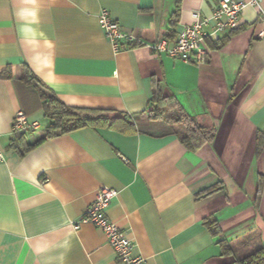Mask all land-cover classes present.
<instances>
[{"label":"crops","instance_id":"0c3cea01","mask_svg":"<svg viewBox=\"0 0 264 264\" xmlns=\"http://www.w3.org/2000/svg\"><path fill=\"white\" fill-rule=\"evenodd\" d=\"M221 0H0V264H120L95 223L79 221L103 185L117 190L108 216L134 240L145 264H224L264 247V0L247 2L237 28L206 38L207 62H184L147 44L174 41L194 13ZM107 8L135 35L115 51L100 26ZM27 64L31 83L19 79ZM159 87L169 112L182 110L216 134L197 149L181 123H146ZM38 88L69 105L117 109L138 129L86 126L25 151L10 145L15 114L40 126ZM215 190L206 193L208 188ZM219 219L213 235L204 219Z\"/></svg>","mask_w":264,"mask_h":264},{"label":"built area","instance_id":"2783aa9c","mask_svg":"<svg viewBox=\"0 0 264 264\" xmlns=\"http://www.w3.org/2000/svg\"><path fill=\"white\" fill-rule=\"evenodd\" d=\"M256 2L258 0H251ZM245 0H221L214 9L212 15L204 16L194 13L192 22L181 24L177 38L171 41L161 38L154 43L147 44L157 53H167L184 62L204 64L207 62L210 48L206 38L218 37L220 32L226 29L237 28L240 15L246 6ZM99 23L107 37L113 44L115 51L127 48L129 42L135 39V35L125 31L121 24L113 18L107 8H102L99 15ZM264 35V30L261 32ZM40 126L38 120H29L27 114L20 110L15 114L13 121L14 132H25ZM0 153V158H2ZM117 196V190L103 185L97 189L94 201L87 206L83 217L74 223L78 228L80 222H93L99 226L107 236L108 242L114 247L120 264H145V256L132 254L134 240L125 233L119 224L111 219L107 210L112 199Z\"/></svg>","mask_w":264,"mask_h":264},{"label":"trees","instance_id":"16d2710c","mask_svg":"<svg viewBox=\"0 0 264 264\" xmlns=\"http://www.w3.org/2000/svg\"><path fill=\"white\" fill-rule=\"evenodd\" d=\"M180 10V0H177V12ZM35 78L34 73L27 64L23 66V72L19 79L31 83ZM42 99V106L45 117L49 120L44 127V134L34 143L26 141L25 132H14V137L10 142L13 147H20L25 144V151L32 148L39 141L47 137H54L69 133L75 129L86 126H111L121 130L130 131L138 129L139 125L163 121L165 123H181V140L191 149H197L202 144L210 141L216 134L215 128H208L198 124L191 116L179 110L169 112L165 106L168 104L167 96L157 87L151 99L149 114L146 119L138 122L132 115L117 109L93 108L85 106H74L65 103L51 89L38 88ZM140 123V124H139ZM140 129V128H139ZM208 188L206 193L214 191ZM205 225L213 235L223 233L217 216L210 215L204 219ZM222 255L233 256L232 260L224 264H264V247H259L244 255H236L230 239H221Z\"/></svg>","mask_w":264,"mask_h":264},{"label":"rangeland","instance_id":"374dc122","mask_svg":"<svg viewBox=\"0 0 264 264\" xmlns=\"http://www.w3.org/2000/svg\"><path fill=\"white\" fill-rule=\"evenodd\" d=\"M146 125H148V123H146Z\"/></svg>","mask_w":264,"mask_h":264}]
</instances>
